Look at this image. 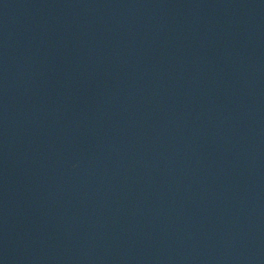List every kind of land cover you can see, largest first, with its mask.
Here are the masks:
<instances>
[{
  "label": "water",
  "instance_id": "obj_1",
  "mask_svg": "<svg viewBox=\"0 0 264 264\" xmlns=\"http://www.w3.org/2000/svg\"><path fill=\"white\" fill-rule=\"evenodd\" d=\"M0 264H264V0H0Z\"/></svg>",
  "mask_w": 264,
  "mask_h": 264
}]
</instances>
